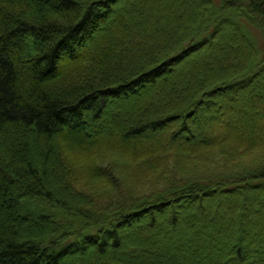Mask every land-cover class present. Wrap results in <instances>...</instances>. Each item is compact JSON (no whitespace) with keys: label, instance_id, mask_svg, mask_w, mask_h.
Wrapping results in <instances>:
<instances>
[{"label":"trees","instance_id":"1","mask_svg":"<svg viewBox=\"0 0 264 264\" xmlns=\"http://www.w3.org/2000/svg\"><path fill=\"white\" fill-rule=\"evenodd\" d=\"M87 8L0 0V264H264V0Z\"/></svg>","mask_w":264,"mask_h":264},{"label":"snow or ice","instance_id":"2","mask_svg":"<svg viewBox=\"0 0 264 264\" xmlns=\"http://www.w3.org/2000/svg\"><path fill=\"white\" fill-rule=\"evenodd\" d=\"M51 2V0H49ZM83 3H87L88 8L87 12L83 18V23L81 27L85 25L91 26L98 19L104 18L108 12L111 10L110 5L115 2V0H82ZM73 3V0H65L66 5H70ZM55 6V5H54ZM77 9L79 5H76ZM89 30L91 28L89 27ZM69 40H73L74 37H68ZM4 40V34L0 33V51H2V43ZM63 58V57H58ZM166 70V66L163 65V62L160 66H153V69H147L144 73H141L139 78L132 77L130 80H122L120 85L114 86L119 87L120 91H122L128 99H132L133 97L140 96L144 90L147 89V85L149 80H154V78L161 74ZM16 119H20L22 117L17 116ZM261 160L264 161V156L261 157ZM80 251L84 253L85 260H90L93 257H99V251L95 249H90L88 244H84ZM102 251V249H101Z\"/></svg>","mask_w":264,"mask_h":264},{"label":"rangeland","instance_id":"3","mask_svg":"<svg viewBox=\"0 0 264 264\" xmlns=\"http://www.w3.org/2000/svg\"><path fill=\"white\" fill-rule=\"evenodd\" d=\"M133 98H135V97H133ZM124 100L125 99H123V102H124ZM126 100H130V99L126 98ZM117 103H119V101H117L116 104ZM113 108H115V107L113 106ZM242 111L245 112V113H248L246 107H243ZM111 114L112 113L110 112V114H108L107 118H109V119L112 118ZM240 118H239L238 121H243L245 123L246 119L244 120V118L242 116H240ZM110 123H113V122H110ZM241 123L242 122H238V125L241 126ZM111 128H113V126H108V129H111ZM101 131H98L96 133L95 132L92 133L91 137H95L97 135H100ZM82 173L83 172H81L80 175H79V177H80L82 182L79 181L78 183L73 184V186L77 187L78 189H82V183L86 181V174H84V173L82 174ZM128 173L132 174L131 178L127 177ZM120 175H121L122 179H119V180H120L121 184L123 185L122 187H124V186L128 187L129 184L132 183V185H134V186L137 185L139 188H142V189H140L141 192H145L147 190L148 191L149 190H155L156 186L158 185L157 179H155L156 172H150V171H143L142 172V169L139 170V168H138V169H134V170L128 169L126 171L125 175H123V172H121ZM146 178H147V181H145ZM122 187H119V188L121 189ZM134 193L138 194V192H136V191H134ZM101 202H103V200ZM257 225H260V224H257ZM129 243H130V241L128 242V244Z\"/></svg>","mask_w":264,"mask_h":264}]
</instances>
